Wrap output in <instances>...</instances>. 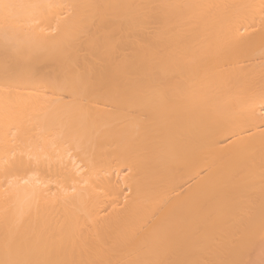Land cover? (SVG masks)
<instances>
[{
  "label": "bare ground",
  "instance_id": "6f19581e",
  "mask_svg": "<svg viewBox=\"0 0 264 264\" xmlns=\"http://www.w3.org/2000/svg\"><path fill=\"white\" fill-rule=\"evenodd\" d=\"M0 264H264V0H0Z\"/></svg>",
  "mask_w": 264,
  "mask_h": 264
}]
</instances>
